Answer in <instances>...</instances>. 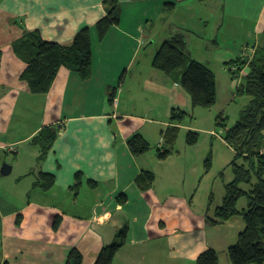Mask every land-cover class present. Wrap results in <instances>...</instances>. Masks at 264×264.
<instances>
[{
    "label": "crops",
    "instance_id": "0c3cea01",
    "mask_svg": "<svg viewBox=\"0 0 264 264\" xmlns=\"http://www.w3.org/2000/svg\"><path fill=\"white\" fill-rule=\"evenodd\" d=\"M118 1L121 22L99 41L95 24L106 15L103 0H0L1 264H65L73 247L83 264H94L98 251L125 227L127 238L112 264H196L206 250L218 252L233 243L218 240L215 234L222 232L213 233V228L224 223H206L213 210L195 207L193 195L185 191L186 179L176 181L178 171L169 169L168 179L161 182L155 150L136 157L127 139L138 132L155 143L160 135L154 147H164L162 133L171 125L172 110L184 112L172 106L161 128V104L149 101L140 105L145 115L135 113L143 90L151 86L158 95L155 102L161 103L165 91L173 100L187 101L179 82L152 67L163 41L150 63L148 57L140 59L149 41L147 25L160 13L179 11L167 22L168 39L178 30L196 35L195 30L211 21L215 30H234L243 21L242 40L257 39L260 45L264 0H172L170 10L163 0ZM86 26L91 77L82 80L62 67L46 94L30 93L20 80L25 64L13 44L33 31L47 42L67 44ZM46 129L55 139L39 162L41 148L32 140ZM11 146L15 158L10 173L3 175ZM144 172L155 177L147 191L136 185ZM40 173L55 177L47 191L35 186ZM239 228L236 237L244 222Z\"/></svg>",
    "mask_w": 264,
    "mask_h": 264
},
{
    "label": "trees",
    "instance_id": "16d2710c",
    "mask_svg": "<svg viewBox=\"0 0 264 264\" xmlns=\"http://www.w3.org/2000/svg\"><path fill=\"white\" fill-rule=\"evenodd\" d=\"M163 1L169 10L174 5L172 0ZM103 5L106 15L95 24L99 41L121 22L118 0H103ZM89 31L87 26L81 28L67 44L47 42L39 32L33 31L13 44L14 53L25 64L20 80L27 85L30 93L46 94L62 67L76 73L82 80L91 77L92 46ZM261 39L263 43L253 46L248 56L231 61L234 64L233 75L241 73L244 80L238 92L246 95L249 102L241 111L239 119L224 130L223 140L234 153L231 161L234 177L225 185L223 202L214 210L213 218H206V223L212 226L223 224L235 216L242 218L244 229L238 234L236 242L228 247L231 264H264V32ZM152 67L167 78L179 82L194 107L209 108L216 103L215 75L206 65L189 56L185 32L178 30L162 42L153 58ZM112 95L113 91L108 97L109 103L112 102ZM185 115L180 110H172L169 119L171 125L162 133L164 147H152L140 133L135 132L127 139L130 152L138 157L154 149L158 159H166L176 143L178 125ZM217 125L226 126L223 120L218 119ZM198 136V132L188 131L186 143L194 145ZM54 139L55 134L50 129L42 130L33 138L32 142L41 148L39 162L50 150ZM209 163L207 159L206 165ZM154 178L152 173L144 172L136 179V185L141 191H147L152 187ZM54 183V175L40 173L35 186L47 191ZM241 197H246L247 206L239 210L237 202ZM127 233V227L120 230L114 242L98 251L94 264H112L125 243ZM65 264H83V257L75 247L68 251ZM196 264H219L218 253L208 249L197 258Z\"/></svg>",
    "mask_w": 264,
    "mask_h": 264
},
{
    "label": "rangeland",
    "instance_id": "374dc122",
    "mask_svg": "<svg viewBox=\"0 0 264 264\" xmlns=\"http://www.w3.org/2000/svg\"><path fill=\"white\" fill-rule=\"evenodd\" d=\"M178 15H180L179 11L160 13L157 19L147 25L145 35L149 41L141 51L140 59L148 57L149 61V58L154 56L160 43L169 36L170 30L167 22ZM243 23L242 21L241 24ZM241 24L234 30H230L228 27L223 30H215V22L211 21L209 26L206 27L202 24L198 30H195L196 35L189 37L188 32L186 33L189 56L206 65L215 75L217 101L213 106L209 108L194 107L189 100L188 93L180 85L179 88L182 90L186 102L177 100V98L171 99L172 95L167 96L169 94L167 91L161 92V103L155 102L153 100H156L158 95L153 92L151 86L143 90L144 94H141L143 101L139 98L135 101V113L142 115L146 113L140 105L147 104L149 101L151 104H161V123H163L161 128L166 122L172 106L179 105L186 112L185 118L179 125L177 140L172 152L166 159L161 160V182L168 179L166 172L169 169L178 171L176 181L182 183L186 179L185 191L191 197L193 195L195 207L211 212L213 210V213L215 208L223 202L225 185L231 182L234 177L231 166L234 153L223 140L224 130L239 119L241 111L249 102L246 95L238 92V87L244 80L241 73L233 75L234 64L231 61L241 56H248L252 52L253 46H257L255 44L257 39L247 40V42L242 40L245 30L240 28ZM217 119L218 121L223 120L226 126L217 125ZM191 130L199 134L198 141L194 145L186 143V134ZM159 140L160 135L157 136L155 143L150 140V145L154 147ZM14 152L10 150L7 152L6 165L11 166L10 163L15 158ZM207 159L210 161L208 166L206 165ZM246 206V197H241L237 202V209L242 210ZM242 225L243 220L235 217L218 228L211 226L209 229L213 228V233L222 232L215 234L219 237L218 240L224 237L226 241L233 239L231 240L233 243L230 242V245H233L234 239H237L239 226ZM219 249L217 252L219 264H231L228 249L224 246Z\"/></svg>",
    "mask_w": 264,
    "mask_h": 264
},
{
    "label": "water",
    "instance_id": "95a60500",
    "mask_svg": "<svg viewBox=\"0 0 264 264\" xmlns=\"http://www.w3.org/2000/svg\"><path fill=\"white\" fill-rule=\"evenodd\" d=\"M11 171V166L4 164L1 168V174L7 175Z\"/></svg>",
    "mask_w": 264,
    "mask_h": 264
},
{
    "label": "built area",
    "instance_id": "2783aa9c",
    "mask_svg": "<svg viewBox=\"0 0 264 264\" xmlns=\"http://www.w3.org/2000/svg\"><path fill=\"white\" fill-rule=\"evenodd\" d=\"M10 151H15V148L13 146L9 147Z\"/></svg>",
    "mask_w": 264,
    "mask_h": 264
}]
</instances>
